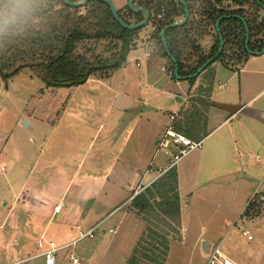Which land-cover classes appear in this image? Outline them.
Returning a JSON list of instances; mask_svg holds the SVG:
<instances>
[{"label":"crops","instance_id":"0c3cea01","mask_svg":"<svg viewBox=\"0 0 264 264\" xmlns=\"http://www.w3.org/2000/svg\"><path fill=\"white\" fill-rule=\"evenodd\" d=\"M180 19V16L174 17L175 21ZM150 27L153 29L151 23ZM212 35L213 33L210 32L203 38L211 37L208 46L204 47L207 51L203 49L205 52H208L214 42ZM140 40L129 50L125 62L120 67L121 83L126 90H129V92H122L124 97L122 101L125 100L124 109L129 110L130 105L134 103L147 108L145 112L143 109L136 113L128 112L125 119L127 135L136 124L140 122L146 124L140 133L138 143L140 150L132 151L128 162L120 168L121 171L128 172L127 184L131 187L133 183L135 185L133 193H130L123 201L130 199L146 187L145 185L138 187L140 182L145 184L154 176L150 175L147 168L150 167L162 129L159 105L157 107L156 102H149V100L154 101L152 98L153 94L156 95L154 92L164 90L163 87L171 85L173 81L169 72L166 71V59L161 52L159 53L152 33L148 32V35L141 36ZM199 45L203 47L200 43ZM147 52L149 55H146ZM257 59L254 60L249 55L235 68L224 66L220 60H216L197 75L198 77L202 75L205 82L201 80L197 84L194 81L191 85L190 82L186 84L174 82V85H177L185 94L192 93L196 85H199L198 92L203 88L200 92L203 98H198L196 104L198 106L202 104L206 110L205 116L199 120L202 127H196L199 130L194 132L196 137L187 135L192 139H203L201 150L193 157L190 156L189 160L187 158L183 162L181 160L174 170L177 181L176 191L179 196L178 228L180 230L169 241L165 260L168 264H172L170 260L173 249L180 252L179 257L184 259L183 264H195L196 258L206 257V251L213 242L222 243L218 235L221 233V225L227 220V215L218 214L219 212L214 215L204 213L205 207L198 212L193 208L194 202L217 204L228 201L233 203L241 198L247 200L256 189L255 184L258 182L260 171L264 169V99L255 107L246 109L252 103L250 101L264 91V65L252 68V63H256ZM91 79L102 83L106 88L110 87L108 83L97 77ZM168 92L174 94L177 101L174 109L167 110L169 116L171 111L177 110L183 104V100H180L178 92ZM205 96H207L206 99H204ZM213 98L216 101L212 100ZM241 107L243 108L240 109ZM24 122L29 126L33 125L29 120ZM99 128L100 125L97 131H100ZM22 141L17 138L11 150L12 154L8 155L7 161L10 166V178H12L8 187L10 193L0 197V252H2L0 264L21 262L27 257H30L27 261L39 258L44 251L55 247L71 246L67 245L68 243L73 245L80 238L78 237L80 232L85 234L90 229L93 230L100 219L98 215L92 217V212L88 208L92 209L96 201L88 206L84 205H87L86 200L91 197V185H101L103 179L108 178L109 170L113 168L116 160L114 157H109L108 161L104 162H98L99 159L93 160L94 165L102 162L103 172L100 175L98 173L83 175L81 170L85 166L88 150L75 160L71 168L62 164L59 156L49 159L50 155L48 157L46 148L42 150L23 146L25 143ZM49 168L55 171L54 174L49 178L44 177V173ZM230 174H234L235 182H227ZM253 179L257 181L253 182ZM75 180L79 181V188L84 189L86 186L89 192L84 191L81 196L75 194L74 201L68 203L66 201L68 188ZM223 188L232 193L225 200L220 198V191H223ZM97 189L99 188L96 187L95 194ZM259 191L264 193V188H259ZM183 204L187 205L186 211ZM241 208L243 209V206ZM81 209L85 210L83 216H80ZM135 210L131 205L127 214L141 223V228L135 231V234L139 232L136 237L139 239L143 233V224L139 215L134 213ZM255 223L258 222L245 217L243 227L249 231L252 228L256 230ZM118 224L120 225V221ZM84 226L87 227L85 231H82ZM261 235L264 234L261 232ZM262 238L264 237L253 240L254 235L250 239L246 237L245 242L238 246L236 252L224 254L234 264H259L264 252ZM73 256L84 264V258H81V255L73 253ZM54 259L58 264L56 257Z\"/></svg>","mask_w":264,"mask_h":264},{"label":"rangeland","instance_id":"374dc122","mask_svg":"<svg viewBox=\"0 0 264 264\" xmlns=\"http://www.w3.org/2000/svg\"><path fill=\"white\" fill-rule=\"evenodd\" d=\"M111 1L114 3L117 10L123 12L121 13L124 15V18L130 20V17H126L125 14H128V9L131 12L134 11L126 7L127 0ZM174 1L177 2L176 0ZM136 4L137 2L135 0L134 5L136 6ZM82 11L84 12L83 9ZM257 15L259 18L264 19V10H258ZM150 23L149 21L146 26L140 29L133 44L130 46L131 48L141 41V36L148 35V32L152 33ZM211 33H213V30ZM209 38L211 37L208 36L205 39L199 40V43L203 46L202 49L205 51H207V49L204 47L208 46L210 42ZM213 38L214 34L212 35V40H214ZM89 46H94L95 52L100 53L102 56H108L109 54V51L105 49L108 47L107 41H101L96 45L93 42H89ZM157 49L160 53L158 46ZM249 55L253 57L254 60L258 58L256 63H252V68H259V66L264 65V51L257 55L250 53ZM166 64V71H168L171 76L169 69L170 63L167 59ZM121 73L122 70L118 68L106 77H98L97 79H101V81L110 85L109 88H106L102 83L91 79L95 78V76H90L88 81H85L86 83L84 82L76 86H50L28 65L22 66L14 73L7 75L6 70L0 71V167L2 166V168H0V197L1 195L6 196L10 193L8 187L12 178H10V166L7 159L8 155L13 152L11 150L17 138L23 140L22 142L25 143L23 146H32L34 149L38 148L42 150L46 148L48 157L50 155L49 159L59 156L60 162L67 165L66 167L71 168L75 164V160L80 157L84 151L88 150L85 156V166L81 170V174L83 173V175H85V173H98L100 175L104 168L102 162L108 161L109 157L116 158L113 168L109 170L108 178L105 177L99 186L91 185V197H88L86 200L88 201L86 203L87 205H84L88 206L90 203L92 204L94 201H98V203L94 202L95 204L94 207L92 206V209L88 208V210L92 212V217L98 215L100 219L93 227L92 235L85 234L83 237L78 235L80 238L77 237L78 239L73 245L72 243H68L67 245L71 246L55 247L56 249L52 254L56 257L58 264H73L71 259L73 253L81 255V258H84V264H125L138 240L136 237H138L139 232L135 234V231L139 229V227L141 228V223L136 222L134 217L127 214L128 208L132 205V199L136 193L130 199L123 201L130 193H133L132 191L135 185L133 183L131 187L127 184L128 175L126 176V174L128 172H123L120 168L128 162L127 160L131 157L129 154H131L132 151L138 152L140 150L138 148L140 133L141 129L146 124L145 122L136 124L131 133L127 135V130H125L127 113H136L141 109L145 112L147 108L141 107L139 103H134L130 105L129 110L124 109L125 100L124 102L122 101V98H124L122 92H129V90H126L121 83ZM204 79L202 75L200 77L197 76V81L195 80V83L197 82L198 84L201 80L204 81ZM174 82H184V84H186L189 81L177 79L174 76L171 85H166L163 87L164 90L162 91H155L154 93L156 95H152L154 101L149 100V102H156L157 107L159 105L158 112L162 129L161 135L165 131L167 125L171 123L167 110L174 109L175 103L177 102L174 94H169L170 92L168 91L178 92L177 94L180 95V100H183V104L177 109L178 114L173 121L174 127L175 125L183 123L185 116H188L194 111L197 112L196 119L198 121L195 125L202 127L201 121L199 120L202 116H205L206 107L202 104V106L196 104L198 98H203L200 93L203 88L201 87V91L198 92L199 85H196L191 91L192 93L187 92L185 94L177 85H174ZM206 97L207 96H205L204 99H206ZM262 99H264V91L250 101L252 103L246 110L255 107ZM192 100H194V102ZM212 100L216 101L214 98ZM215 103L216 102H214V104ZM242 108L243 107L240 109ZM24 120L31 121L33 125H27ZM98 125H100V131H97ZM195 130L197 129H192L190 134L196 137V135H194ZM31 142L34 143L32 144ZM202 146L203 144L201 147ZM201 147L192 150L180 161L183 162L185 158L188 159L190 156L193 157L194 154L201 150ZM5 155H7V157H4ZM96 159H99L98 162H102L94 165L92 162ZM166 164H168V160L163 154L160 153L154 156L150 164V168L152 169L150 175L152 176L157 172L156 168L158 165L165 166ZM234 166L235 164L233 167ZM148 169L149 167L147 170ZM171 170H175V167ZM54 172V170L49 168V170L44 173V177L49 178ZM233 176L234 174H230L227 178V182H235L236 179ZM257 180L258 182L255 184L256 192L259 188H264V169L260 171ZM257 180L253 179V182ZM96 187L99 189H97L95 194ZM68 189L69 192L66 196V201L68 203L74 201L75 194L81 196L84 191L89 192L86 186L84 189H82V187L79 188V181L76 180L70 183ZM231 194V191L225 188L223 191H220V198H224V200L228 199ZM250 197L247 198V200H242V198L237 199V201L233 203L225 201L217 204H205L196 201L193 204L194 210H198V212L202 211L201 208L205 207L204 213L207 212L208 214L211 213V215H214L219 212L218 214L225 213L227 215V220L221 225V233L218 235L219 239H222L221 250L224 253L236 252L238 246L246 240V235L242 232L244 228L243 223L245 221V216L242 212L247 208L246 203L250 201ZM255 198L254 200L258 199L257 196ZM254 200L249 203L250 205L248 204V208L253 209L254 212H260L261 204ZM183 206L186 211L187 205L185 206V204H183ZM242 206L243 209L241 208ZM81 210L80 216H83L85 210ZM134 213L139 215L136 210ZM144 216H146L148 222L142 219V215L138 216L142 221L143 231L147 226L158 228L161 233H168L169 240L173 239L175 235L179 233V225L176 226V230H167L166 222H170L168 217L162 220L156 219L153 216H148L147 214H144ZM157 216L159 217V215ZM118 221H120V225ZM255 225L257 226L256 230L253 228L252 230L250 229L252 238L254 235L253 240L264 237V235H261V232L264 234V224L258 222L255 223ZM86 227L87 226H84L82 231H85ZM109 228L111 229L109 230ZM262 242H264V238H262ZM214 244L216 243L213 242L212 245ZM44 252L41 253L42 255L39 258L27 261L30 258L27 257L16 264H45L46 256ZM179 254L180 252L177 249L172 250V257L170 260L172 264L184 263V259L180 258ZM261 256L262 259L258 263L264 264V252H262ZM196 259L197 263L195 264H205L206 257ZM80 262L83 264L82 261ZM53 264H57L55 259ZM165 264H168V262L165 261Z\"/></svg>","mask_w":264,"mask_h":264},{"label":"trees","instance_id":"16d2710c","mask_svg":"<svg viewBox=\"0 0 264 264\" xmlns=\"http://www.w3.org/2000/svg\"><path fill=\"white\" fill-rule=\"evenodd\" d=\"M185 1L189 11L188 19L184 24L169 27L165 31L167 45L176 59L179 75L194 73L216 52L219 39L215 22L222 15L225 17L219 21V28L224 40L223 49L205 68L216 60H220L224 66L235 68L249 56L244 46L245 27L241 18L248 28V48L258 51L264 47V19L257 15L258 10H264V0ZM136 2L137 6L150 11L153 38L162 56L169 61L170 74L174 78V63L164 52L159 34L164 25L175 22V16L183 18L184 8L179 1L174 0ZM24 7L25 13L16 23L0 24V71L6 70L7 75L28 65L48 85L55 87L76 86L90 76L106 77L120 68L141 29L121 27L113 18L108 5L99 0H90L80 7L69 6L63 0H27ZM162 10L164 17L159 18ZM121 12L117 10L119 17L127 23L143 19L142 12H131L128 9V16H125L130 17V20H126ZM212 30L214 42L205 52L199 40ZM101 41L108 42L105 48L109 51L108 56L96 53L95 47L89 46V42L96 45ZM196 78L191 77L188 81L192 84ZM196 113L194 111L186 115L184 122L175 125V128L192 136L191 130L198 127L195 125L198 122ZM176 183L175 171L170 169L143 188L132 199L137 214L142 215V219L147 222L144 214L162 220L168 217L170 222H166L167 230H176L179 223ZM252 212L253 209L246 208L243 213L249 215ZM169 241L168 233L147 226L125 264H165Z\"/></svg>","mask_w":264,"mask_h":264},{"label":"built area","instance_id":"2783aa9c","mask_svg":"<svg viewBox=\"0 0 264 264\" xmlns=\"http://www.w3.org/2000/svg\"><path fill=\"white\" fill-rule=\"evenodd\" d=\"M159 18L164 17V11L162 10L159 15ZM155 41V40H154ZM152 41V44L155 45V42ZM154 51V49H153ZM146 55H149V52H147ZM178 114V110L171 111L169 113V119L171 123L167 125L165 131L163 134L159 137L157 145L154 150L153 157L156 156L157 154H163L167 160L168 164L165 166H157L156 168V173L154 174L153 178L143 184L140 182L139 186L145 185L148 186L151 182H153L155 179H157L159 176L164 174L166 171L174 168L178 162L186 156L188 153H190L192 150L201 147L202 145V140L203 139H192L189 136L185 135L181 131L177 130L174 125L173 121L175 120L176 116ZM152 157V159H153ZM151 164V162H150ZM150 172H152V169L149 167L148 169ZM259 193V194H257ZM257 196V200H254V198ZM257 201L260 203V212H252L251 214L247 215L246 213L242 214L245 217H248L252 220H256L260 222L261 224H264V193L260 192L259 190H256L253 192L252 196L250 197V201L247 202L246 207L248 208V204L251 203V201ZM256 199V198H255ZM250 205V204H249ZM243 234L246 235L248 239L252 238V234L250 233L249 229L243 228ZM92 235V229L87 231V233ZM84 233H79V236H85ZM56 248H52L48 251H45L44 254L46 256V261L45 264H53L54 261V255L52 252ZM72 263L73 264H81V262L74 256H71ZM17 262L9 263V264H16ZM206 264H234L233 261L226 255L224 252L221 250V244L217 243L214 245H211L208 247L206 251Z\"/></svg>","mask_w":264,"mask_h":264},{"label":"water","instance_id":"95a60500","mask_svg":"<svg viewBox=\"0 0 264 264\" xmlns=\"http://www.w3.org/2000/svg\"><path fill=\"white\" fill-rule=\"evenodd\" d=\"M65 4L69 5V6H73V7H80V6H84L87 4L88 1L90 0H78V1H73V0H63ZM102 1L104 3H106L111 11V14L113 16V18L120 24L121 27L125 28V29H129V30H134V29H138V28H142L144 26H146L149 22V18H150V11L143 7V6H135L134 5V1L135 0H127V6L129 8H131V10L133 11H138V12H142L143 13V19L138 21V22H134V23H127L124 22L118 15L116 7L114 5V3L111 0H99ZM179 1L183 8H184V16L181 20L179 21H175L169 24L164 25V27L161 29L160 34H159V38L163 47L164 52L166 53L167 56L170 57L171 61L174 63L173 66V75L177 78V79H182V80H187L191 77H196L208 64H210L222 51L223 49V45H224V40L222 37V34L220 32V28H219V21L225 17V15L219 16L215 22V29L217 31V35H218V39H219V46L216 50V52L209 57L203 64H201L198 69L190 74V75H184L181 76L178 74L177 71V64H176V59L175 57L170 53L168 45H167V41H166V37H165V31L166 29H168L169 27H174V26H178V25H182L186 22V20L188 19L189 16V11H188V7L186 5V1L185 0H177ZM231 16H238V15H231ZM241 18V17H240ZM243 25L245 27V41H244V46L245 49L248 51V53L250 54H254L257 55L259 53H261L262 51H264V47H262L260 50L255 51V50H251L248 48V28H247V24L245 22V20L243 18H241Z\"/></svg>","mask_w":264,"mask_h":264},{"label":"clouds","instance_id":"9594fccd","mask_svg":"<svg viewBox=\"0 0 264 264\" xmlns=\"http://www.w3.org/2000/svg\"><path fill=\"white\" fill-rule=\"evenodd\" d=\"M27 0H0V24L16 23L25 13Z\"/></svg>","mask_w":264,"mask_h":264}]
</instances>
